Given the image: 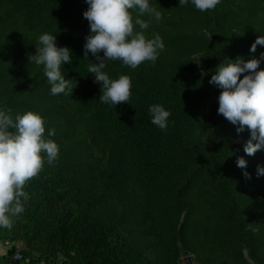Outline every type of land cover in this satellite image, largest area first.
Here are the masks:
<instances>
[{"label":"trees","instance_id":"16d2710c","mask_svg":"<svg viewBox=\"0 0 264 264\" xmlns=\"http://www.w3.org/2000/svg\"><path fill=\"white\" fill-rule=\"evenodd\" d=\"M149 3L162 19L130 9L134 32L159 34L164 49L135 69L106 62L110 79L132 80L129 100L113 106L88 72L96 58L84 57L86 0H0V110L40 114L59 149L52 164L41 154L24 212L0 227V264H181L185 251L196 264H264V149L244 152L249 130L237 134L218 114L222 89L209 84L226 59L264 52L250 53L264 36V0H220L204 12L191 0ZM44 33L71 51L61 65L76 82L71 95H52L44 65L29 61ZM155 104L170 112L164 130L151 122Z\"/></svg>","mask_w":264,"mask_h":264},{"label":"clouds","instance_id":"9594fccd","mask_svg":"<svg viewBox=\"0 0 264 264\" xmlns=\"http://www.w3.org/2000/svg\"><path fill=\"white\" fill-rule=\"evenodd\" d=\"M196 9L204 12L214 9L220 0H191ZM89 5L83 13L89 22L90 35L85 37L84 57L90 52L97 63H91L88 72L94 74L95 81L103 85L101 103L115 106L125 103L131 95L132 80L129 75H120L110 79L103 71L109 60H120L123 65L132 69L145 61L153 64L163 51L164 43L159 34L147 39L143 31L134 32L133 17L130 9H138L139 15L148 14L157 21L162 14L149 0H86ZM188 0H179V5H186ZM147 20H135L140 29L149 27ZM42 45L36 54L29 57L37 65L43 64L45 76L51 85V94H70L76 86L73 80H66L61 65L71 62V51L67 47L56 46L55 36L44 33L39 37ZM257 45L264 46V36H258L250 47V53H256ZM103 52V57L98 53ZM212 75L209 84L222 91L218 96V114H222L233 125H237V134L249 130L250 137L244 145V152L252 156L264 149V70L256 71L264 61V52L259 59L254 55L245 61L237 57L235 61L226 59ZM242 73H247L241 79ZM151 122L164 130L167 128L170 112L160 104L149 107ZM45 120L43 117L27 111L24 114L11 116V110H0V227L11 229L13 216L23 213L29 195L24 191L25 184L39 175L45 164H52L58 157L59 149L55 142L46 140ZM49 136L54 130H49ZM255 141V143H253ZM237 167L246 168L243 157H237ZM246 179H251L247 171ZM257 177L264 175V167L257 165Z\"/></svg>","mask_w":264,"mask_h":264},{"label":"water","instance_id":"95a60500","mask_svg":"<svg viewBox=\"0 0 264 264\" xmlns=\"http://www.w3.org/2000/svg\"><path fill=\"white\" fill-rule=\"evenodd\" d=\"M181 264H196V263L193 259V255L185 251L181 257Z\"/></svg>","mask_w":264,"mask_h":264},{"label":"rangeland","instance_id":"374dc122","mask_svg":"<svg viewBox=\"0 0 264 264\" xmlns=\"http://www.w3.org/2000/svg\"><path fill=\"white\" fill-rule=\"evenodd\" d=\"M19 247H21V244H19ZM7 248L4 246L3 242L0 241V253H2Z\"/></svg>","mask_w":264,"mask_h":264},{"label":"built area","instance_id":"2783aa9c","mask_svg":"<svg viewBox=\"0 0 264 264\" xmlns=\"http://www.w3.org/2000/svg\"><path fill=\"white\" fill-rule=\"evenodd\" d=\"M5 246H8V243H5Z\"/></svg>","mask_w":264,"mask_h":264},{"label":"crops","instance_id":"0c3cea01","mask_svg":"<svg viewBox=\"0 0 264 264\" xmlns=\"http://www.w3.org/2000/svg\"><path fill=\"white\" fill-rule=\"evenodd\" d=\"M4 251H5V250H4ZM4 251H3V252H4ZM3 252H2V253H3Z\"/></svg>","mask_w":264,"mask_h":264}]
</instances>
